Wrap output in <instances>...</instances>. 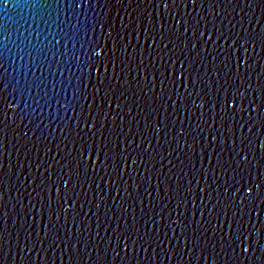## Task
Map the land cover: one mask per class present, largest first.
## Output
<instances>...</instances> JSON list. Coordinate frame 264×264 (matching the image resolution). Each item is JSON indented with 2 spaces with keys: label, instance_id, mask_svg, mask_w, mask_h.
Returning a JSON list of instances; mask_svg holds the SVG:
<instances>
[{
  "label": "water",
  "instance_id": "1",
  "mask_svg": "<svg viewBox=\"0 0 264 264\" xmlns=\"http://www.w3.org/2000/svg\"><path fill=\"white\" fill-rule=\"evenodd\" d=\"M0 264H264V0H0Z\"/></svg>",
  "mask_w": 264,
  "mask_h": 264
},
{
  "label": "snow or ice",
  "instance_id": "2",
  "mask_svg": "<svg viewBox=\"0 0 264 264\" xmlns=\"http://www.w3.org/2000/svg\"><path fill=\"white\" fill-rule=\"evenodd\" d=\"M225 103H227V101H225ZM64 183L65 184H70L71 183V176H69L68 180L64 181ZM249 191H251V188H249ZM239 227H240V225L238 224L237 229H236L237 231H239ZM242 235H243V233L241 232L240 233V236H242ZM240 236H237L236 239L239 240L240 239ZM242 243H243V241H242ZM243 251L245 253H247L248 252V248L247 247H244L243 248Z\"/></svg>",
  "mask_w": 264,
  "mask_h": 264
}]
</instances>
